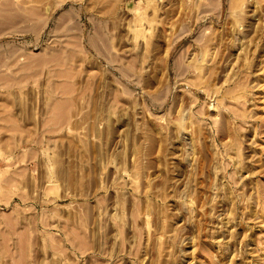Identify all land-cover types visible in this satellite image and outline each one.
<instances>
[{
  "label": "rangeland",
  "instance_id": "obj_1",
  "mask_svg": "<svg viewBox=\"0 0 264 264\" xmlns=\"http://www.w3.org/2000/svg\"><path fill=\"white\" fill-rule=\"evenodd\" d=\"M0 264H264V0H0Z\"/></svg>",
  "mask_w": 264,
  "mask_h": 264
},
{
  "label": "bare ground",
  "instance_id": "obj_2",
  "mask_svg": "<svg viewBox=\"0 0 264 264\" xmlns=\"http://www.w3.org/2000/svg\"><path fill=\"white\" fill-rule=\"evenodd\" d=\"M14 17V16H13ZM22 18V17H21Z\"/></svg>",
  "mask_w": 264,
  "mask_h": 264
}]
</instances>
